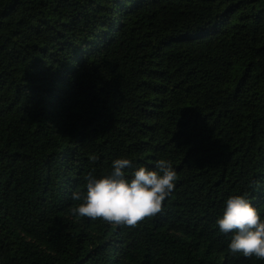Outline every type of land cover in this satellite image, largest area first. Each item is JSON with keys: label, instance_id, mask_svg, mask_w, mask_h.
Here are the masks:
<instances>
[{"label": "trees", "instance_id": "1", "mask_svg": "<svg viewBox=\"0 0 264 264\" xmlns=\"http://www.w3.org/2000/svg\"><path fill=\"white\" fill-rule=\"evenodd\" d=\"M116 158L171 163L161 211L74 216ZM234 194L264 217V0H0V264H264Z\"/></svg>", "mask_w": 264, "mask_h": 264}, {"label": "clouds", "instance_id": "2", "mask_svg": "<svg viewBox=\"0 0 264 264\" xmlns=\"http://www.w3.org/2000/svg\"><path fill=\"white\" fill-rule=\"evenodd\" d=\"M129 168H132L130 159L116 158L111 162L108 174L99 177L89 174L85 190L72 193L73 200L81 201L72 209V214L134 226L144 217L160 212L162 201L174 189L175 168L169 161L159 159L154 168L140 166L128 177L125 170ZM215 224L221 233L231 234L227 244L229 254L264 259V217L246 195L227 197Z\"/></svg>", "mask_w": 264, "mask_h": 264}]
</instances>
